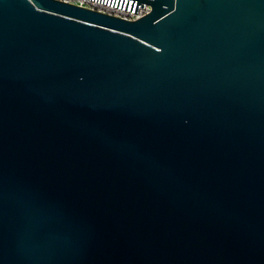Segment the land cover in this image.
Masks as SVG:
<instances>
[{
	"label": "water",
	"instance_id": "95a60500",
	"mask_svg": "<svg viewBox=\"0 0 264 264\" xmlns=\"http://www.w3.org/2000/svg\"><path fill=\"white\" fill-rule=\"evenodd\" d=\"M0 0V264H264V0Z\"/></svg>",
	"mask_w": 264,
	"mask_h": 264
},
{
	"label": "built area",
	"instance_id": "2783aa9c",
	"mask_svg": "<svg viewBox=\"0 0 264 264\" xmlns=\"http://www.w3.org/2000/svg\"><path fill=\"white\" fill-rule=\"evenodd\" d=\"M58 1L73 4V5L83 7V8H87V9H91V10H94V11H97L100 13L111 15L114 17H118L121 19L128 20V21H134V20H137L139 18H142L150 12V7L147 4L144 5L143 10L138 9L137 14H134V13H130L127 11L116 9V8H113L110 6L99 4L96 2H92L89 0H58Z\"/></svg>",
	"mask_w": 264,
	"mask_h": 264
}]
</instances>
